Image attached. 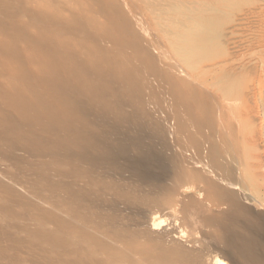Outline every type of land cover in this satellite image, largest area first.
Instances as JSON below:
<instances>
[{
    "label": "bare ground",
    "instance_id": "obj_1",
    "mask_svg": "<svg viewBox=\"0 0 264 264\" xmlns=\"http://www.w3.org/2000/svg\"><path fill=\"white\" fill-rule=\"evenodd\" d=\"M7 1H0V20L2 21L0 24L5 28L9 22V26L11 23L14 25L7 33L0 30V150L3 149L7 156L3 161H12L13 165L22 168L23 173L27 169V175L30 174L29 171L31 174L34 172L36 180L33 181L38 186L37 188L34 186L35 190H41V187L47 189L55 187L61 193L60 204L58 203L59 214L52 210H42L41 220L36 219L35 228L32 227L33 230L27 236V240L31 236L33 238L31 241L46 243L47 250H45L52 257L50 259L59 261V264L199 263L201 258L198 251L184 247L179 241H166L165 235L168 236V234H165V229L164 232L160 228L165 219H168L167 216L162 218L164 215H153L151 220L149 219L150 227L135 234L132 233V235L123 234L119 241L121 245L118 246V241H114L110 234L111 231L108 232L104 228V223L107 221L104 216L91 212L94 205L102 202L106 193L109 192L103 194L104 189L109 187V183L102 180V174H109L107 171L111 168H119V165L124 168L122 163L125 162L121 157L132 152L136 157L132 161L133 164L130 162L134 167L132 168L133 174H139L138 179L149 181L152 178H162L160 173L153 172L154 168H151L150 161H163V157H165L169 164L166 165V161L161 165V170L162 172H166L167 169L173 171L174 186L189 188L199 183L203 190L201 193H204L205 200L210 203L207 204L215 210L208 212L206 202L198 200V197L197 199L192 198L187 202L183 212L185 219L201 220L203 223L213 225L216 229L217 239L221 242L235 238V236L238 238L244 236L245 238L251 233L258 234L264 241V163L262 153L258 152L264 132L262 128L255 130L254 118H252V112L248 105V97L251 92H255L256 85L253 81L252 83L245 81L251 74L258 76L257 73H260L259 76H261V73L264 72V57L259 55L257 61L255 60L256 63L244 65L240 59L244 51L240 56L239 52L245 42L239 46V49L236 48V45L229 47L233 36L244 34L246 30L251 32L253 29L262 33L257 38L259 40L257 42L264 48V0H217L210 4L200 3L196 7H188L184 20L167 17L170 28L176 29L175 31L163 30L171 36L172 57L167 55L168 53L163 54L162 44L164 43H162V39H158L160 36L157 32H154L157 35L155 36L150 30L154 37V45L151 44L152 40L150 42L145 40L147 33L143 37V32L147 28L146 21H143L145 16L142 18V9H140L141 13L137 9L142 2L138 4L136 2L138 7L132 8L124 0L123 3L119 2L120 0H99L100 3L98 1L96 3L94 0L97 5L101 6L100 11L102 12L100 13L104 15L103 20L106 18V21L101 24L95 19L96 13H93L95 18L88 16L89 12H86V16L83 12L87 9L83 11L79 9V6H77L79 7L78 11L83 12L76 13L74 10L73 13H76L77 16L63 23L56 13L53 15L49 10L48 12L38 11L33 8L34 11L31 10L32 12L29 14L27 11L30 10L26 9L25 3H21L23 0L21 2L18 0L19 3H14L13 0L11 5H8ZM1 2L6 3L7 6ZM130 2L129 4H131ZM76 3L74 2L73 5ZM35 4L37 3L35 2ZM55 4L54 7L57 6ZM163 6H165L164 13L175 12L180 15L183 13L182 5L179 2H169ZM27 8L30 7L27 5ZM70 8L68 7V9ZM97 9L99 10V8ZM89 11L91 13V10ZM23 14L24 18L26 14L27 19L30 17L34 28L38 26L39 29L36 28L38 32L34 35L29 30L32 24L28 25L23 17L22 23L19 21ZM66 16L69 17L68 13ZM57 19H59L58 24ZM23 20L26 24H23ZM59 33L61 35L72 33L80 38L78 37V40L75 36L78 41L73 43L72 40L66 38V35L65 37L60 36ZM251 35L252 33L249 35L250 38ZM21 41L22 43L26 42V46L20 45ZM138 44L148 46L147 48L150 50L145 47L146 51L143 47L144 53L154 54L160 60L156 61L155 57L152 60V57H147L148 54L142 55L140 50L139 54L136 51ZM246 46H249L248 43ZM249 58L252 59V57H247V59ZM257 76L256 78L259 79ZM258 79L253 80L256 83ZM260 83L261 80H258V85ZM163 116H166V122L165 119L163 121ZM143 117L147 122H150L151 130L164 138L163 142L167 139L168 141L172 140L174 146L170 147V143L168 147L166 145L169 142H166V145L159 144L160 147L156 150L153 142L141 138L140 133L139 135L134 133L136 127L134 126V130H131L130 125L135 124L131 123V120L135 122L134 119H136L137 122L138 118ZM139 123H142V120ZM166 123L170 125L171 132L166 129V125H168ZM150 137L152 138V136ZM167 150L169 151L167 154H169L165 156ZM127 157L130 156L127 155ZM2 163L4 164V162ZM5 163L7 164V162ZM4 167H8V165ZM112 173L111 171L109 176L112 177ZM127 173L125 174L127 175ZM26 177L28 178V176ZM129 180L132 181L133 178ZM30 182L32 183V181ZM136 184H132V186L137 187ZM186 184L190 186L188 187ZM140 185L142 187V184ZM159 187L158 189H160ZM142 188L145 190V186ZM166 188L171 191L169 185ZM47 189L44 190L47 191ZM150 189L154 190V188ZM158 189H156L157 192L161 190ZM124 191H120V195L126 192ZM170 191H168L169 194ZM157 192L155 193L157 194ZM7 193L11 198L18 197L16 200L13 198L18 203L20 196L15 194L10 187H7ZM107 194V196L113 195V193ZM168 196L172 197L167 193ZM125 199L128 201V197ZM25 202L24 204H27ZM10 203H12V199L11 202L3 201L0 204V218L14 216L19 220L23 217L35 220L34 217L31 218L32 212L30 213L29 209H26L20 201L19 209H13ZM158 205L161 206V204ZM13 206L15 207L17 204ZM98 206L96 207L99 208ZM178 206L180 205L178 204ZM178 206L177 208H179ZM56 207L51 206V208ZM117 209L114 210L116 213ZM37 212L35 210L38 215L39 212ZM104 214H106L105 209ZM140 216L142 217V215ZM114 217L116 218V216ZM122 219L125 218L122 217ZM102 220L105 222L103 223ZM117 222H119L118 218ZM49 223L54 224V228L50 227ZM91 223L97 226V232H92L86 227ZM133 226L131 225V227ZM22 233L25 232L22 231ZM15 235L17 237L18 234ZM142 236H144V241H141ZM6 237H9V234ZM8 239L7 242H10L11 239L10 241ZM247 239L253 240V238ZM247 239L246 242H249ZM233 240L230 239L231 243ZM23 241L25 240L23 239ZM237 241L234 240V243L237 244ZM12 242L14 243V241ZM19 244L21 246L23 243ZM254 245L257 255L251 253V256L247 257L246 254L244 255L247 250L244 253L240 250L236 251V254L233 253L234 250L231 251V248L230 251L235 254L236 260H241L239 264H264V251L259 254L257 244L254 243ZM25 247L23 248L26 249ZM248 247L250 246H247V249ZM261 247L260 245L259 249ZM152 249H158V252L151 255L146 262L136 261L132 256L133 251H150ZM8 250L10 251V249ZM42 250L44 251V249ZM6 257L4 258L7 259ZM31 262L34 264L33 260ZM228 262L226 258L219 256H214L211 261L212 264H228ZM12 264L14 263L12 262Z\"/></svg>",
    "mask_w": 264,
    "mask_h": 264
},
{
    "label": "rangeland",
    "instance_id": "obj_2",
    "mask_svg": "<svg viewBox=\"0 0 264 264\" xmlns=\"http://www.w3.org/2000/svg\"><path fill=\"white\" fill-rule=\"evenodd\" d=\"M1 1V0H0ZM3 2L5 1V0H2ZM7 1V0H6ZM9 1V2H8ZM6 3H8V5H11V4H13L12 2H13V0H8ZM20 2L22 1V0H19ZM19 1L18 0H14V3H16V2H18L19 3ZM25 1V2H24ZM29 1V2H28ZM31 1V2H30ZM46 1V3H44ZM23 0V2H21L22 4H24L25 3V7H26V9H28V10H30V11H27L29 14H30V12H32V11H34L33 10V8L35 9V10H45V11H47L48 12V10L49 11H51L50 13H53V15L56 13V15H58L60 18H61V22H63V23H65L66 22V20H68L69 21V19H72L73 17H75V16H77L76 15V13L77 12H83L84 11V9H87V11L85 10L83 13L87 16V14H86V12H89L88 13V16H92V18H95L94 16H96V20H97V22L98 23H104L105 21H106V18L103 20V18H104V15H103V13H100V12H102V11H100V8H101V6H99L100 4H96V3H98L99 2V0H95V2L96 1H98V2H94V0L93 1H91V0H83V1H78V0ZM52 1L54 2L53 4H52ZM56 1H58L59 3H61V4H59L58 2H56ZM72 1V2H71ZM78 1V2H77ZM117 1H119V0H117ZM131 0H124V2L127 4V5H129L130 7H134V8H136V7H138V5H136V4H138V3H140V2H142L139 6L141 7H138L137 9H138V11L140 12V9H142L141 10V17L143 18V16H145L144 18H146V19H144L143 18V21L145 22V25H146V31L144 30V34H143V37H144V35H145V40H149L148 42H150V40H152L151 41V44L152 45H154V43H155V41H154V37L152 36V34H151V32H150V30L152 31V33L154 34V32L156 33L157 32V34H158V36H160V37H158V39H162L161 41H162V43H164V44H162V47H163V50H162V52L164 51V53L163 54H165V53H168L167 55H169L170 57H172V50H171V47H170V43H171V41H172V39H170L171 38V36H169V34H167V33H165V31L163 32V30H169V31H175L176 29H174V28H170V25H169V23H168V21H167V19L168 18H174V19H177V20H184L185 19V16H186V13H187V8L188 7H190V8H192V7H196V6H198V5H200V3H209L210 4V2H215V1H217V0H132L131 2H130ZM139 1V2H138ZM147 1H149L148 3H149V5L147 4ZM154 1V2H153ZM160 1H162V2H160ZM166 1V2H165ZM182 5V9H183V13L180 15V14H178V13H175V12H172V13H164V8H165V6H163L165 3H169V2H175V3H178V2ZM186 1V2H185ZM3 2H1V4H4ZM35 2L37 3V4H35ZM68 2V3H67ZM69 2H71V3H69ZM74 2L77 4H75V5H73L74 4ZM119 2H121V3H123V0H120ZM129 2L131 3V4H129ZM132 2H134V3H132ZM137 2V3H136ZM156 2V3H155ZM157 2H159L160 4H161V6H160V4L159 3H157ZM188 2V3H187ZM193 4H192V3ZM4 4L5 6H7V4ZM32 3V4H31ZM55 3H57V4H55ZM87 3H88V5H87ZM90 3V4H89ZM95 3V4H94ZM100 3V2H99ZM136 3V4H135ZM152 3V4H151ZM154 3V4H153ZM191 3V4H190ZM35 4V5H34ZM54 4L55 5H57L56 7H54ZM66 6H65V5ZM82 4V5H81ZM27 5H28V7H30V8H27ZM37 5V6H36ZM46 7H45V6ZM89 5H91V6H89ZM97 5V6H96ZM154 5V6H153ZM156 5V6H155ZM24 6V5H23ZM61 6V7H60ZM63 6H65V7H63ZM77 6H79V7H77ZM88 6V7H87ZM49 7V8H48ZM59 7V8H58ZM68 7H71L70 9H68ZM75 7V8H74ZM91 7V8H90ZM262 7V6H261ZM32 8V9H31ZM51 8H52V10L54 11H52L51 10ZM63 10H62V9ZM66 8V9H65ZM74 8V9H73ZM78 8L79 9H82L83 11H78ZM88 8H90V9H88ZM94 8V9H93ZM97 8H99V10L97 9ZM184 8H185V10H184ZM55 9V10H54ZM56 9H57V11H56ZM244 9H245V7H244ZM32 10V11H31ZM60 10V11H59ZM67 10V11H66ZM73 10V11H72ZM76 11V13H73V12H75ZM89 10H91V13H90V11ZM93 10H97V11H93ZM155 10V11H154ZM56 11V12H55ZM59 11V12H58ZM64 13H63V12ZM66 11V12H65ZM151 11H152V13H151ZM160 11V12H159ZM61 12V13H60ZM71 12H72V15H70L71 14ZM162 12V13H161ZM58 13V14H57ZM68 13V15H69V17L68 16H66V14ZM93 13H96L95 15L93 14ZM99 13V14H98ZM149 13H151V14H149ZM164 13V14H163ZM63 14H64V16H63ZM79 14V13H78ZM89 14H92V15H89ZM102 14V15H101ZM156 14V15H155ZM27 15V14H26ZM25 15V18L27 17ZM55 15V16H56ZM61 15V16H60ZM94 15V16H93ZM97 15H99V16H97ZM140 15V14H139ZM185 15V16H184ZM28 16H30V15H28ZM24 18V14L20 17V22L22 21V19ZM57 17V16H56ZM98 17V18H97ZM102 17V18H101ZM168 17V18H167ZM24 18V20L26 21V23L28 24V25H31L33 22L31 21V19H30V17L27 19H25ZM59 18V19H60ZM63 18V19H62ZM65 18V19H64ZM264 18V17H263ZM29 19H30V21H29ZM59 19H57V24L59 23ZM99 19V20H98ZM163 19V20H162ZM24 20H23V24H26L25 22H24ZM149 20V21H148ZM1 21V20H0ZM9 22V21H8ZM7 22V23H8ZM29 22V23H28ZM1 23H2V21H1ZM10 23V22H9ZM8 23V24H9ZM22 23V22H21ZM147 23H148V25H147ZM7 24V28H5V26H3V27H1V24H0V30H2V32H5V33H7L8 32V30L10 31V28L11 27H13L12 25H14V23L12 24L11 23V26H9ZM34 24V23H33ZM33 24L30 26V28H29V30H30V32H31V34H35V33H37L38 32V30H36V28L37 29H39L38 28V26L36 27V25H35V27L36 28H34V26H33ZM150 25V26H149ZM9 27V28H8ZM152 27V28H151ZM7 29L6 31H5V29ZM4 29V30H3ZM162 29V31H160ZM63 31H65V32H67V33H69L68 31H66V30H63ZM63 31H62V33H63ZM245 31V30H244ZM244 31H242V32H244ZM253 31V32H252ZM255 31V32H254ZM33 32V33H32ZM67 33H64V34H62L61 35V33H59L60 34V36H64L65 37V35H66V38H69L70 40H72V42L73 43H75V42H77L79 39H78V37L80 38V36H76V35H72V33L71 34H67ZM150 33V35H148ZM247 33H249L248 35H247ZM252 33V35H251V38H250V34ZM167 34V35H166ZM246 34V35H245ZM260 34H262L261 32H258V31H256V30H251V32H250V30H246L245 31V33L244 34H238L237 36H233L232 37V39L230 40V45H229V47H233V46H235L236 45V48L237 49H239V46H241L244 42V44L242 45V47H241V49L242 50H240V52H239V56L240 55H242L243 54V51H244V54H246V56H244V54L242 55V56H240V59H242L241 60V62H243V64L244 65H249V64H253V63H256V61H257V59H258V57H260L261 55H262V57H264V48H262V46H260L259 44H258V42L257 41H259L257 38L259 37V35ZM155 36H157L156 34H154ZM77 37V39H75L76 37ZM148 36H149V38H148ZM245 36H246V38H245ZM253 36V37H252ZM71 37H73L72 39H71ZM147 37V38H146ZM235 37H236V39H235ZM241 37H242V39H241ZM151 38V39H150ZM244 38V39H243ZM253 38V39H252ZM248 39V40H247ZM236 41V42H235ZM252 41V42H251ZM255 41V42H254ZM233 42H234V44H233ZM23 43H24V45H23ZM23 43H22V41H21V43H20V45L22 44V46H26V42H24L23 41ZM247 43H248V47L246 46L247 45ZM253 43H255V44H253ZM240 44V45H239ZM253 44V45H252ZM148 45H150V43H148ZM238 45V46H237ZM259 45V46H258ZM140 46H142V48H140ZM256 46V47H255ZM143 47H144V49H145V47L146 46H144V45H137V47H136V51L138 52L139 50V52L141 53L142 52V55H147L146 53H144L147 49L148 50H150V48H147V49H145V51H143L144 49H143ZM245 47V48H244ZM254 47V48H253ZM258 47V48H257ZM138 48V49H137ZM165 48V49H164ZM248 48V49H247ZM231 49V48H230ZM236 49V50H237ZM247 49V50H246ZM250 49H252V50H250ZM257 49V50H256ZM259 49V50H258ZM260 49H262V50H260ZM142 50V51H141ZM160 50V51H161ZM167 50V51H166ZM247 51H249L248 53H249V55H248V53H246ZM257 51V52H256ZM138 52V53H139ZM139 53V54H140ZM257 53H259L258 54V56H257ZM144 55V56H145ZM166 55V56H167ZM260 55V56H259ZM150 56V58L153 60L154 59V57L156 58L157 56H155L154 54L152 55H149L148 54V56L147 57H149ZM253 56L255 57L254 59H253ZM247 57H252V59L251 58H249V59H247ZM245 59V60H244ZM251 59V60H250ZM156 61H159L160 59L158 58H156L155 59ZM154 60V61H155ZM245 62H244V61ZM246 60H247V62H246ZM253 60V62H251ZM256 60V61H255ZM171 66V65H170ZM258 74V76L257 75H249V77L245 80L246 81V83L248 82V83H252V81H253V83H254V85H256L255 86V92H251L250 93V95H249V97H248V105L250 106V109H251V112H252V118H254L253 119V125H254V127H255V130H261V128H262V131L264 132V72H262L261 73V76H259L260 75V73H257ZM256 76L257 77H259V79L258 78H256ZM251 77V78H250ZM250 78V79H249ZM258 79L259 81L261 80V83L258 85V80H257V84L254 82V80H256V79ZM254 79V80H253ZM248 80V81H247ZM261 88V89H260ZM255 94V95H254ZM262 100V101H261ZM259 101V102H258ZM261 101V102H260ZM262 103V104H261ZM257 107V108H256ZM262 107H263V109H262ZM259 110V111H258ZM261 111V112H260ZM162 117V116H161ZM164 117V116H163ZM166 117V116H165ZM162 118L163 119V121H164V119H165V122H166V118ZM143 119H144V121H143ZM135 120V122H133V120H131L132 122L131 123H138L137 125H133V124H131L130 125V128H131V130H134V128H135V130H134V133H137L138 135H139V133H140V135L139 136H141V138H143L144 140H146L147 139V141H150V142H153L154 143V146H156V147H154L156 150L160 147V145L159 144H165L166 145V142H169L166 146H168L169 147V145H170V143H171V145H170V147H173L174 146V143H172V142H174V141H172V140H170V141H168V139L165 141V142H163L164 141V138L162 137H160V135H157V134H155L151 129V124H149L150 122H147V120L143 117V118H138V120H137V122H136V119H134ZM141 120H142V123H139V122H141ZM146 120V121H145ZM147 124H148V126H147ZM166 124H168V123H166ZM132 125H133V128H132ZM135 126V127H134ZM141 126V127H140ZM167 126V128L166 129H168L169 131L170 130H172L171 129V127H169L170 125L168 124V125H166ZM149 129H150V131H149ZM167 130V131H168ZM168 131V132H169ZM171 132V131H170ZM169 132V133H170ZM144 133V134H143ZM150 133H151V135H150ZM153 133V134H152ZM150 136H152V138L150 137ZM154 136H156V137H154ZM150 139V140H149ZM157 139V140H156ZM172 141V142H171ZM261 144V145H260ZM260 144H259V147H258V152L259 153H262V161H263V163H264V135H263V140L260 142ZM2 150V151H1ZM0 151V159L2 160V162H4V164L2 163V166L4 167V166H7L8 165V167H2L1 166V163H0V199H2V200H0V204L4 201L5 203H8V202H11V199H12V203H10L11 204V206L13 207V209L14 208H17V209H19L20 208V205H18V204H20L19 203V201L24 205V207H26V209H29V211H30V213L32 214L31 215V218L32 217H34L35 218V220H33V219H30V217H23V219H18L17 217H14V216H11V217H2V218H0V250H2V251H0V258L2 259V261L4 260H9V262H7V261H1V259H0V264H6V262H7V264H12V262L14 263V264H24L23 262H25L26 264H31L32 262H31V260H33V262H34V264H48V260H50L49 261V264H51L53 261H54V263H52V264H59V261L57 262L55 259L52 261L50 258H52L49 254H48V252L46 251L47 250V248H46V243H39L38 241H31L33 238L30 236V238L27 240V236H29L30 235V232H32V230H33V228H35V224H36V219H40L41 220V215H42V210H52L53 212H55V213H57V214H59V198H60V191H59V189H55V187L52 189V191H51V189L49 188V189H47V188H44V187H41L42 189L41 190H37V191H39V192H37L36 190H35V188H37L38 186H36L35 184V181H33V180H36V174L33 172V174H31V171H29V175H27V173H26V171H27V169L24 171V173H23V170H22V168L20 169L17 165H13V162H12V164H10L11 162H8V161H3L4 159H6L7 158V156H6V153H5V151L3 150V149H1ZM4 151V152H3ZM167 152H169L168 150L167 151H165V156H168V154H167ZM3 153H5V154H3ZM130 154V155H129ZM129 154H127L128 156H130V157H127V155H124L123 157H121L122 158V160H124V162L125 163H122L123 164V166H124V168L121 166V165H119L118 167L119 168H111L110 170L113 172L111 175H112V177L111 176H109V174L111 173V171L109 170V171H107V173H109V174H102L103 175V177H101L102 178V180H104L105 181V183L107 182V184L109 185V187H106L105 189H104V191H103V194L105 195V193L107 192V191H109V192H107V193H113V195L112 194H109V196H107L108 194L106 193V195L104 196V199L102 200V202L104 201V202H106V203H102V202H99V204H95L93 207L94 208H92L91 209V212L93 213V214H97V215H102V216H104V219L105 220H107L106 222H107V224H106V222H105V220H102L103 221V223H104V228L106 229V231H108V232H110V234H111V236L113 237V239H114V241H118L117 242V245L118 246H120L121 244H120V240H121V236L123 235V234H127V233H129V235H132V233L133 234H135L136 232H138V231H141V230H145L147 227H150V220H151V217L153 216V215H158V216H162V215H164V217L162 216V218H165L166 216V218H168V219H165V222H163L164 224H163V226L160 228V229H162L164 232H165V230H166V232H165V234H168V236L167 235H165V239H166V241L167 242H169V240H171V242L172 241H179L180 243H182V245L184 246V247H186V248H188V249H193V250H196V251H198V253H199V255H200V258H201V261L199 262V263H197V264H212L211 263V261H212V259H213V257L214 256H219V257H221V258H226L227 259V262H228V264H239V263H241V260H236L235 259V254L237 253V252H239V250H240V252H242V253H244L246 250H247V252H245L244 253V255L246 254V256L248 257L251 253H253L252 255H257V253H256V251L254 250V249H256L255 248V245H254V243H256L257 245H256V247H257V252L259 253V254H261L263 251H264V243H262V242H264L263 241V238L261 237V236H259L258 234H256L255 233V235L254 234H249V233H247V234H249V235H246L245 236V238H244V236H243V238H240V237H242V236H239V238H238V236H235V238H234V240L235 241H237V244L236 243H234V240H233V238H229V240H225V241H218V239H217V236H216V229H215V227L213 226V225H210V224H206V223H203L201 220H187V219H185L186 217H185V215H184V210H185V208H186V205H187V202H189L192 198H196L197 199V197H198V200H201L202 202H206L205 204H206V206H207V210H208V212H211V211H214L215 209L214 208H212L210 205H208V204H210L208 201H206L205 200V197H204V193L202 194L201 192H203V190H202V188H201V186L199 185V183L197 184V185H193V186H191V187H189L187 184V186L189 187V188H187V187H179L178 188V186H174V184H173V177L172 176H174V174H173V171L171 170V169H167V171L166 172H162V170H161V165L162 164H165V162L167 161V159H165V157H163V161H156V160H154V161H150V164H151V168H154L153 169V172L155 171V173H157V174H159L160 173V175L161 176H163L162 178H152V179H150L149 181H146L145 179L143 180V179H141L140 177V179L142 180L141 182H140V179H138V176H139V174L137 175H134L133 174V170H132V168H134L133 166H132V164L134 163V162H132V161H134V158L136 157V155L135 154H133L132 152H130ZM133 154V155H132ZM164 154V153H163ZM132 162V164H131V162ZM5 162H7V164L5 163ZM129 162V163H128ZM158 162V163H157ZM167 164L166 165H168L169 164V162L167 161L166 162ZM129 164V165H128ZM126 165H127V167H126ZM156 165H158L157 167H155ZM121 166V167H120ZM132 166V167H131ZM170 166V165H169ZM22 167V166H21ZM6 168V169H5ZM8 168H10V169H8ZM14 168H16L15 170H14ZM25 168V167H24ZM123 168V169H122ZM170 168V167H169ZM13 169V170H12ZM115 169H121V170H115ZM127 169V170H126ZM158 171H157V170ZM122 170H125V171H122ZM16 171V172H15ZM20 171H22V172H20ZM130 171H132V172H130ZM20 172V173H19ZM28 172V171H27ZM123 172V173H122ZM126 172H128L127 173V175L125 174ZM170 172H171V174H170ZM16 173V174H15ZM19 173V174H18ZM163 173V174H162ZM18 174V175H17ZM24 174V175H23ZM35 174V176H33ZM32 175V176H31ZM26 176H28V178L26 177ZM30 176V177H29ZM130 176V177H129ZM132 176V177H131ZM23 177V178H22ZM125 177V178H124ZM128 177H129V179L131 178V180H132V178H133V182L132 181H130L129 179H128ZM135 177V178H134ZM30 178H32V179H30ZM103 178H105V179H103ZM114 178V179H113ZM122 178H124V179H122ZM137 178V179H136ZM165 178V179H164ZM112 179V180H111ZM118 181H117V180ZM162 179V181L160 182V180ZM168 179V180H167ZM32 181V183L30 182V181ZM109 180H110V182H109ZM126 182L125 184H127V185H125L123 182L124 181ZM151 180H153V182H151ZM28 181H29V183H28ZM111 181H112V183H111ZM121 181V182H120ZM128 181V182H127ZM155 181V182H154ZM164 181H167V182H164ZM131 182V183H130ZM138 182V183H137ZM143 182V183H142ZM145 182H147L148 184H150L149 186H148V184L147 183H145ZM160 184H159V183ZM31 183V184H30ZM137 183V184H136ZM154 183H155V185H154ZM157 183V184H156ZM161 183H163L164 184V186H163V184H161ZM123 184V185H122ZM132 184H136L137 185V187L140 185V184H142V187H144L145 186V190H144V188H142L141 187V185L137 188L136 186H132ZM144 184V185H143ZM151 184H153V185H151ZM189 184V183H188ZM2 185H5V186H2ZM147 185V186H146ZM158 185H162V186H158ZM168 185H169V189H171V191L170 190H167L168 188H166V186L168 187ZM2 186V187H1ZM32 186H33V188H32ZM34 186H35V188H34ZM125 188H124V187ZM130 186V187H129ZM151 186V187H150ZM200 186V187H199ZM6 187V188H5ZM7 187H10L14 192H15V194H17V195H19L20 197H19V200H18V203H16L15 202V200H16V198H18V197H16V198H11L9 195H7L8 193H7ZM114 187V188H113ZM117 187V188H116ZM141 187V188H140ZM147 187H149L147 190H146V188ZM158 187L161 189V188H163V189H158ZM199 187V188H198ZM5 188V189H4ZM122 188V189H121ZM130 188V189H129ZM150 188H154V190H152V189H150ZM166 188V189H165ZM180 188H181V191H180ZM186 188V189H185ZM201 188V189H200ZM39 189V188H38ZM47 189V191H50V192H48L47 193V191H45V190ZM127 189V190H126ZM133 191H132V190ZM156 189H158V190H160V191H158L157 192V190ZM188 189V190H187ZM198 189H200V190H198ZM56 190V191H55ZM123 190H125L124 192L125 193H123V195H120L121 194V192L120 191H123ZM130 190V191H129ZM139 190V191H138ZM150 190H152V191H150ZM162 190H164V191H162ZM167 191V193H168V195H172V197H167V193H166V191ZM42 191V192H41ZM168 191H170V194H169V192ZM191 191V192H190ZM3 192V193H2ZM6 193V195H4L5 193ZM43 192H44V194H43ZM53 192V193H52ZM105 192V193H104ZM119 192V193H118ZM130 192V193H129ZM145 192V193H144ZM155 192H157V194L155 193ZM177 192H178V196H177ZM19 193V194H18ZM43 195H42V194ZM49 194V195H47V194ZM149 193V194H148ZM150 193H154V194H152V195H155V196H152ZM165 193H166V195H165ZM180 193V194H179ZM46 194V195H45ZM51 194H53V195H55V196H53V195H51ZM116 194V195H115ZM148 194V195H147ZM193 194V195H192ZM201 194V195H200ZM125 195V196H124ZM142 195H144V196H142ZM180 195V196H179ZM184 195V196H183ZM191 195V196H190ZM27 196V197H26ZM50 196V198H48ZM58 196V197H57ZM116 197L115 199L113 198H111V197ZM136 196V197H135ZM143 198H142V197ZM151 196V197H150ZM159 197V199H158V197ZM47 197V198H46ZM52 197V198H51ZM57 197V198H56ZM108 197V198H107ZM122 199H121V198ZM123 197H124V199H123ZM125 197L127 198L128 197V201L125 199ZM155 197V198H154ZM163 197V199H161ZM165 197V198H164ZM7 198V199H6ZM31 198V199H30ZM53 198H54V200H53ZM111 198V199H110ZM145 198V199H144ZM167 198H168V200H167ZM188 198H190V199H188ZM4 199H6V200H4ZM138 199H139V201H138ZM182 201H181V200ZM22 200V201H21ZM106 200V201H105ZM111 200V201H110ZM114 200V201H113ZM130 200H132V201H130ZM136 202H135V201ZM146 200V201H145ZM163 200V201H162ZM167 200V201H166ZM7 201V202H6ZM26 201V202H25ZM53 201V202H52ZM127 201V202H126ZM152 201V202H151ZM154 201V202H153ZM161 201V202H160ZM165 201V202H164ZM175 201V202H174ZM24 202L25 203H27V204H24ZM56 202V203H55ZM112 202V203H111ZM134 202H135V204H134ZM163 202V203H162ZM15 203V204H14ZM59 203V204H58ZM132 203V205H129V204H131ZM197 203H198V201H197ZM208 203V204H207ZM17 204V206H13V205H16ZM58 204V205H57ZM102 206H101V205ZM106 204V205H105ZM128 204V205H127ZM158 204H161V206L160 205H158ZM164 204V205H163ZM174 204V205H173ZM178 204L180 205V206H178ZM32 205V206H31ZM35 205H36V207H35ZM56 205H57V207H58V210H56L57 209V207H56ZM99 205V206H98ZM135 205V206H134ZM173 205V206H172ZM30 206V207H29ZM51 206L52 207H56V208H51ZM96 206H98L99 208H97ZM120 206V207H119ZM132 206V207H131ZM177 206L179 207V208H177ZM21 207H23V206H21ZM32 207V208H31ZM105 209V213L106 214H104V209ZM118 208L117 209V213H116V211H114V210H116V208ZM175 207V208H174ZM38 208V209H37ZM102 208V209H101ZM147 208V209H146ZM31 209V210H30ZM109 209H111V210H109ZM137 209V210H136ZM139 209V210H138ZM141 209V210H140ZM175 209V210H174ZM33 210V211H32ZM35 210H36V212L38 213V215L35 213ZM56 210V211H55ZM95 210V211H94ZM144 212H143V211ZM171 210V211H170ZM113 211V212H112ZM120 211V212H119ZM124 211H125V213H124ZM136 211V212H135ZM170 211V215H169V212ZM141 212V213H140ZM107 213H112L113 214V216H112V214L110 215V214H108L107 215ZM116 215H115V214ZM119 213V214H118ZM137 215H136V214ZM145 213V214H144ZM146 213H148V214H146ZM41 214V215H40ZM104 214V215H103ZM129 214V215H128ZM110 219H108L106 216ZM140 215H142V217L140 216ZM148 216V218H147V216ZM37 216H39V217H37ZM111 216V217H110ZM114 216H116V218L114 217ZM123 218H125V219H122V217ZM130 216H132V217H130ZM106 217V218H105ZM112 217H114L115 218V220H114V218H112ZM185 217V218H184ZM13 218V219H12ZM117 218H118V220H119V222H117ZM120 218V219H119ZM130 219V221H127V220H129ZM8 220V221H6V220ZM26 221H25V220ZM145 219V220H144ZM150 219V220H149ZM9 220H10V222H9ZM23 220V221H22ZM112 220V221H111ZM123 220V221H122ZM167 220V221H166ZM5 221V222H4ZM15 221V222H14ZM17 221H19V222H17ZM29 223H28V222ZM32 221V222H31ZM110 221V222H109ZM135 221H137V222H134ZM140 221V222H139ZM12 222V223H11ZM31 222V223H30ZM9 223V224H8ZM15 225H14V224ZM35 223V224H34ZM113 223H115V224H113ZM122 223V224H121ZM126 223H128V224H126ZM132 223V224H131ZM50 224V227H53L54 228V224L52 225V223H49ZM109 224V225H108ZM111 224V225H110ZM119 226H118V225ZM126 224V225H125ZM142 224V225H141ZM144 224V225H143ZM7 225H11V226H7ZM21 225V229H23V230H21L20 228H19V226ZM105 225H108V226H105ZM117 225V226H116ZM120 225H122V226H120ZM128 225V226H127ZM130 225V226H129ZM131 225H134L133 227H131ZM149 225V226H148ZM13 226H15V227H17V228H15V227H13ZM111 226V227H110ZM113 226H115V227H113ZM144 226V227H143ZM4 227V228H3ZM23 227V228H22ZM24 227H26V228H24ZM30 227V228H29ZM33 227V228H32ZM86 227H88L89 228V230L90 231H92V232H97V226L94 224V223H91V224H88ZM129 227V228H128ZM5 229V230H4ZM7 229V230H6ZM8 229H10V230H8ZM14 229L16 230L15 232H14ZM20 229V233L18 232V230ZM25 229H26V231H25ZM116 229V230H115ZM118 229V230H117ZM165 229V230H164ZM129 230V231H128ZM162 230H159V231H162ZM3 231V232H2ZM22 231H24L25 233H22ZM135 231V232H134ZM162 231V232H163ZM182 231V232H181ZM5 232V233H4ZM8 232V233H7ZM119 232H121L120 234H119ZM1 233H2V235H1ZM7 233V234H6ZM21 233H22V235H21ZM29 233V234H28ZM9 234V237H6L7 235ZM12 234V235H11ZM15 234H18L17 235V237H16V235ZM170 234V235H169ZM179 234V235H178ZM182 234V235H181ZM23 235H25V237H26V239H25V237H23ZM120 235V236H119ZM128 235V234H127ZM154 236H155V234H153ZM181 235V236H180ZM252 235V236H251ZM14 236V237H13ZM20 236V237H19ZM117 236V237H116ZM178 236V237H177ZM249 236V237H248ZM256 236V237H255ZM25 240V241H23V239ZM168 237V238H167ZM9 238V239H8ZM15 238H17V239H15ZM169 238H171V239H169ZM173 238V239H172ZM247 238H250V239H252L253 238V240H254V242H253V240L251 241V240H249V239H247ZM257 238L258 239V241H257V239L255 240V239ZM7 239L10 241V239H11V241L10 242H7ZM230 239L231 240H233L232 241V243H231V241H230ZM240 239V240H239ZM241 239H245L244 241H245V243L246 244H248L249 243V245H247V246H250V247H248V249H247V246H246V244L243 242V240H241ZM246 239H247V241H249V242H246ZM5 240H6V242H5ZM29 240H30V242H29ZM12 241H14V243L12 242ZM141 241H144V236H142L141 237ZM242 242V243H240V242ZM251 241V242H250ZM260 241H262L261 243H260V245L262 246L260 249H259V247H260V245H258V243L260 242ZM5 242V243H4ZM3 245H2V244ZM18 243V244H17ZM19 243H23L21 246H19L20 244ZM38 243V244H37ZM119 243V244H118ZM233 243H234V245L236 246V245H238V246H236V248H235V246L233 245ZM26 244V245H25ZM36 245V246H33V245ZM43 244V246H40V245H42ZM228 244V245H227ZM243 246H245L246 247V249H245V247H243ZM252 244H253V247H252ZM3 247H2V246ZM5 245V246H4ZM15 245V246H14ZM24 245V246H23ZM233 245V246H232ZM241 245V246H240ZM8 246H9V248H8ZM26 246V247H25ZM45 246V247H44ZM240 246V247H239ZM259 246V247H258ZM5 247V248H4ZM15 247V248H14ZM23 247H25L26 249H24ZM35 247H39V248H35ZM43 247V248H42ZM241 247H243L242 249H241ZM14 248V249H13ZM19 248H21V249H19ZM41 248V249H40ZM230 248H231V251L232 250H234L233 251V253H235V254H233L231 251H230ZM234 248V249H233ZM8 249H10V251L8 250ZM31 249V250H30ZM35 249V250H34ZM38 249H40V250H38ZM42 249H44V251L42 250ZM46 249V250H45ZM249 249H252V250H249ZM263 249V250H262ZM5 250H7V252H5ZM42 250V251H41ZM260 250V251H259ZM11 251H13L12 252V254H11ZM32 251V252H31ZM237 251V252H236ZM251 251H253V252H251ZM2 252V253H1ZM8 252H10V253H8ZM14 252H15V255H14ZM20 252V253H19ZM26 252H27V254H29V255H27L26 254ZM158 252V249H152V250H150V251H146V250H138V251H133L132 252V256H133V258L136 260V261H139V262H142V261H148L149 259H150V256L151 255H153V254H155V253H157ZM255 252V253H254ZM16 253H18V254H16ZM32 253H34V254H32ZM35 253H36V255H35ZM248 253V254H247ZM264 253V252H263ZM11 254V255H10ZM38 254V255H37ZM258 254V255H259ZM46 255V256H45ZM52 255H55V254H52ZM234 255V256H233ZM7 256V257H6ZM9 256V257H8ZM35 256V257H34ZM50 256V257H49ZM58 256V255H57ZM251 256V255H250ZM4 257H6L7 259H5ZM11 257V258H10ZM13 257V258H12ZM19 257V258H18ZM20 257H22V258H20ZM27 257V258H26ZM36 257H38L37 259H36ZM28 258H30L29 260H28ZM56 258H58L59 259V257H56ZM233 258V259H232ZM36 259V260H35ZM11 260V261H10ZM18 260V261H17ZM37 260H38V262H37ZM39 260H40V262H39ZM238 261V262H237ZM29 262H31V263H29ZM55 262H57V263H55ZM33 264V263H32ZM158 264H169V263H166V262H159Z\"/></svg>",
    "mask_w": 264,
    "mask_h": 264
}]
</instances>
